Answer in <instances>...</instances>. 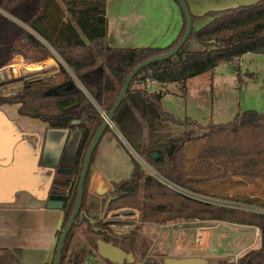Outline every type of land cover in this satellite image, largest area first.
Masks as SVG:
<instances>
[{"label":"trees","instance_id":"obj_1","mask_svg":"<svg viewBox=\"0 0 264 264\" xmlns=\"http://www.w3.org/2000/svg\"><path fill=\"white\" fill-rule=\"evenodd\" d=\"M62 1L63 11L55 0H0V54H3L0 68L15 55L30 62L54 59L55 56L60 61L58 71L51 78L22 80L19 93L0 96V106L18 105L20 116L38 119L52 130L83 131L75 157L74 180L69 182L62 208L64 217L56 245L72 212L81 163L103 119L101 113H109L124 80L137 65L167 53L185 31L180 10L182 26L168 46L112 48L105 43L106 0ZM191 18L192 30L186 43L172 58L149 65L132 79L126 97L112 117V124L132 153L144 158L164 181L189 193L215 198L213 195H222L223 190L218 193L213 185L227 183L233 178L264 181V99L262 118L255 111H244L228 123L201 126L189 118L180 122L165 112L161 107L164 96L161 88L168 84L184 86L188 79L222 64H236L246 54L264 55V0L210 11L202 16L191 15ZM198 24L202 25L195 30L194 26ZM16 64L19 63L12 65ZM146 79L157 89H146ZM67 86L72 87L66 90ZM50 89L57 90V95L45 96ZM176 125L185 127L182 134L174 133ZM106 133L113 134L112 129L107 127L103 135ZM195 140H203V144L194 161L186 167L185 145ZM130 160L129 177L114 183L112 191L102 199V216L121 208H133L140 210V221L147 223L181 218L264 228V214L216 207L177 194L146 173L131 155ZM89 179L88 169L80 212L86 211ZM68 181L65 179L62 186ZM92 219L96 221L94 225L86 220L81 223L86 225L92 237L103 238L106 233H111L107 223L96 217ZM74 227L77 226H73L66 237L62 261ZM147 251L142 250L141 255ZM215 264L230 263L223 260ZM236 264H264V247L240 254Z\"/></svg>","mask_w":264,"mask_h":264},{"label":"crops","instance_id":"obj_2","mask_svg":"<svg viewBox=\"0 0 264 264\" xmlns=\"http://www.w3.org/2000/svg\"><path fill=\"white\" fill-rule=\"evenodd\" d=\"M185 1L191 15L202 16L210 11L251 5L259 0ZM55 2L59 3L63 11V1L55 0ZM7 18L21 25L14 18L9 16ZM105 20V43L109 47L118 49L164 48L177 37L182 26V15L174 0H106ZM9 62L19 63L13 65L19 68V71L8 78H5V73L0 79V86L8 82L31 80L30 78L47 72L55 74L60 61L55 56L54 59L30 62L20 55H15ZM35 65L39 68H34ZM26 69L29 72L38 69L42 71L25 76ZM163 90L166 91L165 88ZM163 98L161 107L171 114L164 109ZM17 109L18 105L0 107V114L5 116L4 120H0V264H52L57 233L61 228L64 214L62 209H47L45 198L50 194L62 192V188L68 189L69 182L71 184L74 180L73 175L61 172V161L67 145L65 140L71 130H49L48 126L38 119L20 116ZM172 116L175 118L174 115ZM185 118L190 119V117ZM112 132L113 134L107 133V135L113 138L105 134L103 137H107V142H113L117 150H108L115 154L121 151L129 157L128 153L132 152L126 150L121 142L124 141L122 137L119 134L116 136L115 133H118L116 130ZM104 152H101L103 159H96L89 179L85 212L90 219L101 211L97 209L96 200L100 201L112 190L113 184L117 183L112 181L111 175L116 174L117 171L112 166L116 165L118 168L119 161H110V167L104 168L102 166V161L105 159ZM65 179L69 180L68 184L62 186L61 183ZM33 219L40 221L39 226L33 225ZM221 224L235 225L218 222L217 226ZM170 228L171 250H167L168 256L172 257L174 256L172 253L181 252L182 255L174 257L206 258L205 253L214 243L208 231L210 227L190 228L174 224ZM43 230L45 235L42 237V244L38 247L35 242H38L40 238L36 234L40 235L39 232ZM85 232L87 233L86 227ZM227 234V232L220 233V239L225 240ZM87 235V237L80 236L82 242L88 243L89 247L91 245L87 238L89 240L90 235ZM157 238H165V232H158ZM245 250L248 249L245 248Z\"/></svg>","mask_w":264,"mask_h":264},{"label":"rangeland","instance_id":"obj_3","mask_svg":"<svg viewBox=\"0 0 264 264\" xmlns=\"http://www.w3.org/2000/svg\"><path fill=\"white\" fill-rule=\"evenodd\" d=\"M201 25L202 24L195 25L194 29L196 30ZM192 46L199 48L196 44H192ZM2 57L3 54L1 53L0 59ZM34 68L39 67L35 65ZM39 71L42 70L38 69L33 72L36 74ZM15 74L16 73L7 71L5 78L12 77ZM53 75L54 72H47L30 79L43 80L51 78ZM22 83L23 81L19 80L3 84L0 86V96H9L18 93ZM168 85L161 88L162 90L164 88L166 90H163L165 96L162 103L164 109L168 110L175 116V120L180 122L185 117H190V119L202 125H208L210 123L225 124L228 123L236 114H240L244 111H255L258 113L260 118H262L264 99V55L246 54L240 59L239 65L235 63L222 64L207 73L188 79L184 86H178L176 84ZM153 87L154 89H157V86ZM184 129L185 127L181 125L173 127L175 134H182ZM115 134L118 136V133ZM105 135H107V133ZM107 136H109V138H113L110 135ZM106 138V136L103 137L97 146L94 160L89 167L90 175L91 171L94 170L96 159H103L101 152L105 151V159L102 161V166L104 168L110 167V161H119L118 168L116 165L112 166L117 171L116 174L111 175L112 181L118 182L122 179L128 178L132 171L130 155L128 154L129 157H127L126 154L121 151L117 154L109 151L108 149L116 151L117 147L113 142H107ZM67 140L68 138H66L65 142H67ZM121 142L124 144L127 151L132 152L126 142ZM202 144L203 140H195L185 145L184 165L186 167H189L194 161L197 154L201 150ZM130 154L140 164L146 167L147 170L148 168L151 169L145 163L146 161L144 158L140 159L133 153ZM110 155L114 157H111ZM213 187L218 193L223 190L222 195H213V197H215L214 199L216 200L225 201L221 202L224 206H228L225 208H232L234 210L244 212H253L260 215L264 214V181H249L240 178H233L227 183L219 185L216 184L213 185ZM101 201L102 199L100 201L96 200L95 204L97 205V209L101 208ZM85 203L87 202L85 201ZM116 212L121 213V216L115 217L112 220L109 216L112 212H108L107 216L104 218V220L106 219L105 222L111 224L110 227L112 226L111 229L113 232L132 237L134 239V246H138L143 249L149 248L147 253L144 255V259L146 258L149 261H154L156 264L159 263L162 257L168 256V251L166 250H171L170 227L174 224L180 227L190 228L210 227L208 231L212 235L214 243L210 246V250H207L204 257H206L211 264H215L223 260L230 264H234L235 259H238L237 256L247 251L245 248L249 250L264 247V228L260 230L255 226H244L239 224H221L217 226L218 221L198 219L185 220L181 218L168 220L164 223H147L140 221L139 209L121 208ZM39 222V220L34 219L32 221L33 225H38ZM220 222L225 223L224 221ZM79 225L76 229H74L75 232L72 241V243H75L76 246H82V242L78 240L80 239L79 235L82 237L88 236L85 232V224ZM162 231L165 232V238L158 239L157 234ZM223 232L228 233L225 240H222L219 237V234ZM39 234L40 235H36L40 239L38 242H35L38 247L42 244L41 240L45 235V231L43 230L39 232ZM87 244L83 243V246H88ZM77 251L79 252V250ZM136 251L138 255H141L142 250ZM180 253H172V255H182ZM92 255L94 256V254ZM102 262L104 263V261Z\"/></svg>","mask_w":264,"mask_h":264},{"label":"water","instance_id":"obj_4","mask_svg":"<svg viewBox=\"0 0 264 264\" xmlns=\"http://www.w3.org/2000/svg\"><path fill=\"white\" fill-rule=\"evenodd\" d=\"M175 1L184 16V20H185L184 34L182 38L178 41V43L171 50H169L167 53L143 61L141 64L137 65L124 80L123 85L119 90L118 96L111 110L109 111L108 114H106L105 118L102 119L83 157L80 174L76 186V194H75V200H74L72 212L64 229L61 231L60 237L58 239L55 248V254L52 260V264H61L62 252L64 249L65 240L73 226H78L80 223H82L83 220L88 221L91 225H94L96 223L87 216V213L85 211L80 212L82 198H83V186L90 166L92 153L97 148L105 129L108 127V123L112 122V117L116 112L117 108L121 104L122 100L126 97V91L129 87L130 82L142 69L154 63L163 62L172 58L183 47V45L186 43V41L190 36L192 30V18L188 5L185 0H175ZM70 87L72 86H67L65 89L68 90ZM50 95H57V90L50 89L45 92V96H50ZM82 134L83 131L81 129H74L69 132L67 144L72 140L73 136H75V138L72 145V150L70 152V164L66 166L63 164L66 156H64L61 162V172L64 174L73 173L75 166V157ZM152 157L156 158V154H153ZM45 199H46L47 209L61 210L63 208L65 196L50 194L49 196H46ZM77 217L79 218L78 222H76ZM95 246L97 248L96 252L98 256L101 259L107 260L110 263L122 264L123 259H126L127 262L133 261L130 254L124 253L122 250L116 248L111 243H105L101 239H97L95 241ZM160 263L161 264H211L207 258H197V257H191V258L164 257L160 260Z\"/></svg>","mask_w":264,"mask_h":264},{"label":"flooded vegetation","instance_id":"obj_5","mask_svg":"<svg viewBox=\"0 0 264 264\" xmlns=\"http://www.w3.org/2000/svg\"><path fill=\"white\" fill-rule=\"evenodd\" d=\"M4 119H5V116L3 114H0V120H4ZM74 138H73V140H71L66 145L65 150H64V156H66V157H65V163H63V164L65 166L70 164V152L72 150V145H73V142H74ZM70 175H74V170H73V173L70 174ZM69 187H70V184H69ZM67 193H68V189L67 188L66 189L62 188V192H60V193H58L56 195H64L65 199H66ZM109 193L105 194L102 197V199L104 197H106ZM64 203H65V201H64ZM63 206H64V204H63ZM110 212H114V211H110ZM107 214L105 216H102L101 211H100V212H98V215L91 216V218L96 217V218H98V220H101L102 223H107V222H105L106 219L104 220V218L107 216ZM107 224H108V227L111 230V233L110 234L106 233V236H103V238L102 237L94 238V237L91 236L90 232L87 231V234L90 235L89 240L87 238V241L90 242V245H91L89 247L88 246L87 247L83 246L82 237L80 235H79L80 239H78V240L82 242V246H76L75 243H72L73 238H74V232H75L73 230L72 234H71V237H70V240H69V245L66 248L67 252L65 254V257H64L62 263L63 264H104V263L105 264H113V263L108 262L107 260L101 259L98 256V254L96 252L97 248L95 246V241L97 239H101L105 243H111L113 246H115L116 248L122 250L124 253L130 254L133 261L132 262H127L126 259H123V261H122L123 263L122 264H153L154 263V261H149L146 258L144 259V256L138 255L136 253L137 252L136 250H148L149 248L148 249H146V248L143 249V248H140L138 246L137 247L134 246V239L132 237L124 235V234L122 235V234L113 232L112 229H111L112 226L110 227L111 224L110 223H107ZM77 227H74V229H76ZM85 227H86V225H85ZM86 230H87V228H86ZM94 230L97 231V229H94ZM104 234H105V232H104ZM77 250H79V252ZM87 250H89V251H87ZM92 254H94V256ZM167 257H170V256H167ZM162 258H164V257H162ZM102 261H104V263ZM159 263H160V261H159Z\"/></svg>","mask_w":264,"mask_h":264},{"label":"built area","instance_id":"obj_6","mask_svg":"<svg viewBox=\"0 0 264 264\" xmlns=\"http://www.w3.org/2000/svg\"><path fill=\"white\" fill-rule=\"evenodd\" d=\"M237 65L240 64V61L238 63H236ZM7 71H10V72H13V73H17V69L9 62L7 65L3 66L0 68V79H2L5 75V73ZM145 87L146 89H150L153 87L152 83H150L149 79H146L145 80ZM101 116L102 118L104 119L106 114L104 113H101ZM108 127L112 130H115L112 122L108 123ZM141 166L147 171V173L151 176H153L154 178L158 179L160 182H162L164 185H166L168 188H170L172 191L174 192H177L179 194H182L186 197H189V198H192L196 201H199L201 203H204V204H208V205H212V206H216V207H228L227 205L224 206V204H221V202H225V201H222V200H216L214 198H209V197H203V196H199V195H195V194H192V193H189L187 192L186 190L184 189H181V188H178L170 183H168L167 181H164L162 178H160L155 172L154 170L152 169H149L148 170L146 169V167H144L142 164ZM115 214V215H114ZM110 218L113 220L115 217H120L121 216V213H117V212H112V214L109 215ZM110 220V221H112ZM257 237V236H256ZM238 257V256H237ZM236 258V256H235ZM237 262V258L235 259V262L234 264H236Z\"/></svg>","mask_w":264,"mask_h":264},{"label":"bare ground","instance_id":"obj_7","mask_svg":"<svg viewBox=\"0 0 264 264\" xmlns=\"http://www.w3.org/2000/svg\"><path fill=\"white\" fill-rule=\"evenodd\" d=\"M17 69V72L19 71V68H16ZM24 71V70H23ZM25 73V76H30V75H33L35 72H29L27 69L24 71Z\"/></svg>","mask_w":264,"mask_h":264}]
</instances>
